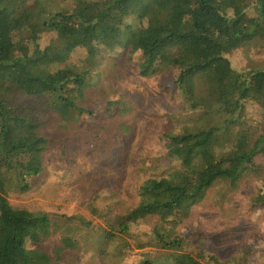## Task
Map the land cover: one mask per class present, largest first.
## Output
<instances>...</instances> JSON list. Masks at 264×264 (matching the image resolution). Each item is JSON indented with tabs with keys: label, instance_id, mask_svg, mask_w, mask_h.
<instances>
[{
	"label": "trees",
	"instance_id": "trees-1",
	"mask_svg": "<svg viewBox=\"0 0 264 264\" xmlns=\"http://www.w3.org/2000/svg\"><path fill=\"white\" fill-rule=\"evenodd\" d=\"M69 1L0 0V264H62L67 251L79 249L71 235L53 250L38 246L52 233L48 213L15 207L8 195L30 189L51 150L69 160L92 142L115 152L114 164H128L133 144L123 140L137 132L129 114L139 100L97 102L92 93L101 84L92 80L103 78L61 64L78 49L94 57L130 48L140 51L134 65L140 76L173 72L184 122H168L146 161L133 153L145 175L130 190L134 202L115 199L92 209L105 223L97 225L96 248L110 251L112 264H127L119 261L128 239L160 249L158 259L142 264H209L203 252L184 250L178 229L215 182L234 186L246 174L264 180V68L239 70L228 56L264 39V0ZM109 118L119 119L108 128ZM258 200L264 203V190ZM147 220L145 239L132 234V224ZM80 221L81 228L96 227Z\"/></svg>",
	"mask_w": 264,
	"mask_h": 264
},
{
	"label": "rangeland",
	"instance_id": "rangeland-1",
	"mask_svg": "<svg viewBox=\"0 0 264 264\" xmlns=\"http://www.w3.org/2000/svg\"><path fill=\"white\" fill-rule=\"evenodd\" d=\"M248 15H256L252 7L248 8ZM124 51L106 54L100 50L96 56L89 57L85 50L78 49L61 65L88 69L93 76L103 78L92 80L97 82L96 85L99 82V88H102L92 93L97 102L127 97L139 100V106L129 114L131 118H136L132 131L136 128L137 132L131 136L130 131L123 140V143L131 140L128 146L133 144L128 164H114L110 158L115 152L111 153L106 150L107 146L103 148L92 142L88 144L87 152L74 154L69 160L59 158L51 150L47 154L44 170L30 178V189L8 195L15 207L48 213L52 233L38 246L53 250L62 236L79 238V249L71 255L67 251V259L62 264H112L111 252L104 249L103 252L107 253L101 257L99 253L103 252L96 248L97 225L105 226V223L92 209H102L115 199H131L134 202L136 197L131 195L130 190L134 188L135 180L139 183L145 175L143 171H136L133 153L136 160L141 158V161H146L144 158L148 154L160 148V133L170 127L168 122L172 127H179L184 122L180 118L185 113L183 100L173 83V72L140 76L134 67L140 51L134 48ZM228 56L239 70L264 68V39L239 47ZM114 119L119 118L107 120L108 128ZM88 127H83L79 133H84ZM100 131L101 127L94 128L93 133ZM116 149L122 151L120 146ZM260 156L259 162L264 165V155ZM263 190V176L255 174L244 175L234 186L223 181L215 182L203 200L191 208L178 229L184 250L194 255L203 252V258L209 264H264V203L258 200ZM81 217L93 221L96 227L89 230L81 228L85 226L80 221ZM151 221L132 224V234L145 239L146 232L151 229ZM125 246L124 256L119 262L125 259L123 262L127 264H142V260L158 259L160 255L158 247L140 248L129 239Z\"/></svg>",
	"mask_w": 264,
	"mask_h": 264
}]
</instances>
